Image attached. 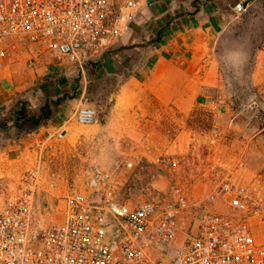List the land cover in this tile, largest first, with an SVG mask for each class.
I'll list each match as a JSON object with an SVG mask.
<instances>
[{"label": "rangeland", "instance_id": "obj_1", "mask_svg": "<svg viewBox=\"0 0 264 264\" xmlns=\"http://www.w3.org/2000/svg\"><path fill=\"white\" fill-rule=\"evenodd\" d=\"M240 1L244 9L237 13L233 8ZM232 3L222 29L202 48L203 59L194 69L200 93L182 117L156 94L159 80L133 83L126 71L118 79L106 70L93 74L91 66L80 72L44 47L14 48L0 41L2 57L27 69L67 64L72 84L74 97L67 101L72 129L9 166L15 174L40 166L33 208L37 227L61 218L63 196L85 184L97 163L113 170L119 182L114 194L124 202L165 199L181 186L191 204L179 214L183 230L195 228L205 211H232L219 201H204L217 184L224 179L243 184L260 201L247 219L255 239L264 242V0ZM27 80V88L36 92L40 85ZM25 97L33 106L43 101ZM84 100L96 109L93 124L74 119L77 104ZM163 157L172 163H163Z\"/></svg>", "mask_w": 264, "mask_h": 264}, {"label": "built area", "instance_id": "obj_2", "mask_svg": "<svg viewBox=\"0 0 264 264\" xmlns=\"http://www.w3.org/2000/svg\"><path fill=\"white\" fill-rule=\"evenodd\" d=\"M150 1L0 0V41L14 48L44 47L84 72L118 47ZM243 9L241 1L234 5L237 13ZM96 118L86 100L74 111L78 124ZM3 160L0 264H264V242L255 239L247 219L260 201L243 184H217L204 201H219L232 211H205L195 228L183 230L179 214L191 204L181 186L165 199L124 202L114 194L119 182L113 170L94 163L86 183L63 196L61 218L37 227L40 166L15 174Z\"/></svg>", "mask_w": 264, "mask_h": 264}, {"label": "crops", "instance_id": "obj_3", "mask_svg": "<svg viewBox=\"0 0 264 264\" xmlns=\"http://www.w3.org/2000/svg\"><path fill=\"white\" fill-rule=\"evenodd\" d=\"M232 7V0H151L121 37L118 47L105 54L91 70L96 75L106 70L118 79L126 71L129 82L133 83L151 78L159 80L162 85L156 94L162 96L161 101L180 117L189 114L200 93L195 86L194 69L203 59L202 48L222 29ZM61 69L55 63L27 69L0 57V116L6 115L25 95L43 100L71 92V79L65 72L67 64ZM29 77L40 85L36 92L27 88ZM70 105L64 103L47 124L30 133L16 135L14 129L0 131L4 166L9 167L37 146L67 134L74 124Z\"/></svg>", "mask_w": 264, "mask_h": 264}, {"label": "trees", "instance_id": "obj_4", "mask_svg": "<svg viewBox=\"0 0 264 264\" xmlns=\"http://www.w3.org/2000/svg\"><path fill=\"white\" fill-rule=\"evenodd\" d=\"M99 61H91L87 67H93ZM73 97L70 92H64L56 97L48 96L38 106H33L26 97L19 98L18 104L12 106L6 115L0 116V131L14 129L16 135L30 133L47 124L61 106Z\"/></svg>", "mask_w": 264, "mask_h": 264}]
</instances>
